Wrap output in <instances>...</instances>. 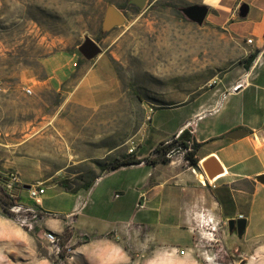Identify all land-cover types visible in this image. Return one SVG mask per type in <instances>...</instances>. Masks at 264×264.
I'll use <instances>...</instances> for the list:
<instances>
[{
  "label": "rangeland",
  "instance_id": "1",
  "mask_svg": "<svg viewBox=\"0 0 264 264\" xmlns=\"http://www.w3.org/2000/svg\"><path fill=\"white\" fill-rule=\"evenodd\" d=\"M126 2L129 5L120 9L125 23L102 31L107 6L119 8ZM192 5L208 6V0H147L141 9L128 0H0L2 88L24 92L47 76L48 62L51 66L67 62L68 77L44 87L37 116L49 119L60 108L58 116L76 121L15 123L22 159L32 162L24 179L42 185L66 182L74 189L99 174L100 167L129 153V140L138 143L134 152H145L148 141L159 134L146 132L151 117L158 123V114L151 116L149 108L195 97L212 76L250 55L248 42L222 30L212 13L200 24L189 19L183 9ZM86 37L101 47L91 58L78 50ZM169 156L186 160L182 149ZM182 163L189 165L187 160ZM147 169L127 168L115 175L141 176ZM133 190L117 191L113 205L134 195ZM51 192L47 189L43 196ZM15 193L22 203L36 205L32 197L21 196L20 185ZM206 195L197 186L181 194L182 222L171 232L165 226L173 225L159 218L161 205L146 201L143 193L132 220L146 215L147 235L130 237L125 228L103 236L115 248L113 264H264V224L254 223L241 235L229 231L227 219L210 193ZM25 228L19 247L5 250L0 241V264H88L77 251L89 235L70 231L62 242L67 246L57 252L42 233Z\"/></svg>",
  "mask_w": 264,
  "mask_h": 264
},
{
  "label": "crops",
  "instance_id": "2",
  "mask_svg": "<svg viewBox=\"0 0 264 264\" xmlns=\"http://www.w3.org/2000/svg\"><path fill=\"white\" fill-rule=\"evenodd\" d=\"M242 2L248 4L245 17H239L238 9L235 10ZM207 7V14L212 13V19L222 30L245 42L251 38L248 44L253 56L238 59L221 74L212 76L207 88L195 97L153 109L151 116L157 113L158 123L151 117L146 132L159 134L140 153V156L147 155L160 141H167L187 128L191 133L189 143L199 144L195 153L198 166L182 163L186 160L180 157H173L165 164L142 162L103 173L87 189L65 190L55 182L42 185L44 192L35 199L38 211L34 216V230L40 234L45 229L57 233L66 229L68 234L72 231L89 235L86 244L77 251L88 264L115 262V248L104 234L120 233L125 228L130 237L146 234L143 228L146 215L140 216L138 222L132 220L138 208L136 200L143 193L146 201H155L157 207L161 205L160 220L165 225H173L165 226L167 231L173 232L182 222L178 210L181 194H189L196 186L207 197L210 193L225 219L244 218L248 228L254 223L264 224V185L256 180V176L264 173V0H208ZM50 64L47 63L50 66L47 76L36 80L33 88L28 86L30 94L18 88L0 89V172L17 171L23 186L32 184L24 179L32 162L25 156L22 159L20 128L15 123H76L58 116L60 108L49 119L38 120L37 105L43 101L44 87L60 84L68 77L67 62L58 66ZM55 91L59 92V87ZM26 105H30L27 110ZM24 113H28L27 117L22 118ZM211 156L216 157L225 171L210 183L199 174L202 173L200 161ZM135 167L149 169L141 176L115 175ZM22 188L21 196H27L26 187ZM50 188L51 194L44 197ZM132 188L134 195L113 205L112 197L117 191ZM21 228L27 230L0 206V241L5 250L19 247ZM247 233L256 236L250 230Z\"/></svg>",
  "mask_w": 264,
  "mask_h": 264
},
{
  "label": "built area",
  "instance_id": "3",
  "mask_svg": "<svg viewBox=\"0 0 264 264\" xmlns=\"http://www.w3.org/2000/svg\"><path fill=\"white\" fill-rule=\"evenodd\" d=\"M240 3H238L235 7V10L238 9ZM247 42H251V38L246 39ZM1 81H0V89ZM26 93H31V88L26 87L25 89ZM150 109V113L153 110ZM149 119V116H148ZM138 143L131 139L128 141V151L133 152ZM20 185L21 187H26V192L28 197H32L33 199L38 198L43 192L44 187L42 186L41 182L32 183L29 185H22L20 176L17 171L15 170H7L4 172H0V203L3 200V198L8 199L7 201L9 204H7L6 207V213L12 217H14L16 220L20 221L24 227L29 228V230H34L36 228V223L34 220V216L36 212L38 211L36 205H26L22 203L21 197L19 194L15 193L16 186ZM23 189V188H22ZM143 196V195H142ZM146 200V198H145ZM1 206V204H0ZM2 207V206H1ZM3 209V208H2ZM42 236L45 241L50 243L52 246H54L58 251L61 250V248L65 245L63 242V239L66 237L61 233H57L50 229H45L42 231ZM67 246V245H65ZM68 250H71L70 248H67Z\"/></svg>",
  "mask_w": 264,
  "mask_h": 264
},
{
  "label": "trees",
  "instance_id": "4",
  "mask_svg": "<svg viewBox=\"0 0 264 264\" xmlns=\"http://www.w3.org/2000/svg\"><path fill=\"white\" fill-rule=\"evenodd\" d=\"M128 2H126L123 6H120L119 9H124L128 6ZM253 56V53L249 55V58ZM191 139V133L190 131L185 128L183 129L177 136H172L167 141H160L155 147L152 148V150L145 156H140V154H137L136 152H129L123 154L121 157L116 158L108 167L102 166L100 167V173L95 175L93 178L85 182L82 186L85 189L89 188V186L92 184L94 179L102 175L103 173H106L108 171H113L121 167L136 165L140 163H146L150 165H156L158 163L165 164L168 163L170 160L169 154L174 152L176 149H182L184 150V158L188 161V164L191 166H198V158L196 157V148L199 144L196 142L189 143V140ZM60 185L65 190H74L76 188H71L68 183L62 182ZM78 188V187H77ZM8 199L3 198L1 201V206L4 211H6V205L9 204L7 201ZM64 236L67 237L68 232L66 229L61 233Z\"/></svg>",
  "mask_w": 264,
  "mask_h": 264
},
{
  "label": "water",
  "instance_id": "5",
  "mask_svg": "<svg viewBox=\"0 0 264 264\" xmlns=\"http://www.w3.org/2000/svg\"><path fill=\"white\" fill-rule=\"evenodd\" d=\"M131 5L136 6L141 9L146 4L147 0H128ZM185 15L197 22L202 23L207 12L208 7L205 5H192L183 9ZM248 12V4L242 2L238 7V16L245 17ZM126 21V16L122 13V11L116 6L109 4L105 10L104 17L102 20L101 29L102 31H109L113 27L124 24ZM78 50L85 58H91L100 52L101 47L99 44L91 39L90 37H86L85 40L78 46ZM256 180L261 182L264 185V173L256 176ZM26 186V185H25ZM228 229L229 231L233 230L234 225L236 224V230L238 235H241L246 228V220L244 218H229L227 219ZM239 264H242L240 262Z\"/></svg>",
  "mask_w": 264,
  "mask_h": 264
},
{
  "label": "bare ground",
  "instance_id": "6",
  "mask_svg": "<svg viewBox=\"0 0 264 264\" xmlns=\"http://www.w3.org/2000/svg\"><path fill=\"white\" fill-rule=\"evenodd\" d=\"M200 167L202 169V173L199 174L200 177L205 178L210 183L221 176L225 171L224 167L219 164L215 156L202 159V161H200Z\"/></svg>",
  "mask_w": 264,
  "mask_h": 264
},
{
  "label": "flooded vegetation",
  "instance_id": "7",
  "mask_svg": "<svg viewBox=\"0 0 264 264\" xmlns=\"http://www.w3.org/2000/svg\"><path fill=\"white\" fill-rule=\"evenodd\" d=\"M246 229V228H245ZM236 231L237 232V230H236V224L234 225V227H233V231Z\"/></svg>",
  "mask_w": 264,
  "mask_h": 264
}]
</instances>
